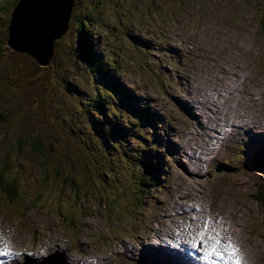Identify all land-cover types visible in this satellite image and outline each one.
Instances as JSON below:
<instances>
[{"label": "rangeland", "instance_id": "obj_1", "mask_svg": "<svg viewBox=\"0 0 264 264\" xmlns=\"http://www.w3.org/2000/svg\"><path fill=\"white\" fill-rule=\"evenodd\" d=\"M17 1L0 0V166L22 189L14 203L0 201L6 264L36 262L30 255L42 249V258L62 251L66 264L71 253L90 264H144L154 256L139 255L148 243L138 237L156 231L171 261L150 264H200L206 254L227 261L231 247V264H264L252 197L264 176V0H74L47 65L6 45ZM81 24L90 51L117 64L129 103L75 49ZM99 99L110 102L105 114ZM137 109L160 118L152 125ZM154 132L160 181L133 192L144 173L140 138L152 147ZM169 216L173 227L157 230Z\"/></svg>", "mask_w": 264, "mask_h": 264}, {"label": "trees", "instance_id": "obj_2", "mask_svg": "<svg viewBox=\"0 0 264 264\" xmlns=\"http://www.w3.org/2000/svg\"><path fill=\"white\" fill-rule=\"evenodd\" d=\"M78 42L75 47V49H79V52L84 59V62L90 67V69L96 73L99 74L103 80H107L105 85L110 90L111 94L115 96L116 100L119 102L120 99H123L126 103H129L130 101V92L127 91L126 87L123 86L120 80L117 78L116 74V67L117 64L109 57L104 56L103 54H96L92 50L90 51V47L92 46H86V42H88L87 38L84 34V26L83 24L80 25L78 29ZM150 45V44H147ZM111 50H108V52ZM110 104V102L104 101V99L96 100L94 105L95 108L101 111L102 114H105L106 107ZM129 109L132 110V106L129 104ZM135 113H137L141 118L145 119L152 125L153 122L150 121L151 119H159L160 116L157 115L155 112H152L147 109H137L134 110ZM113 123L110 122V125ZM119 125L115 127L112 125V127L119 132L121 131ZM139 145L142 146V154L143 158L141 160V163L143 165V175L138 178L136 181L137 183L134 186V191L136 190H144L146 187L153 184V182H159V172L161 171V164L160 162H154L152 160V152L154 150V147H158L160 144V141L158 139L157 133H153V143L152 147H147V140L146 138H140ZM33 150H35L37 153L43 156L44 150L42 148V145L39 140H35L32 143ZM147 147V148H144ZM156 156L163 161L160 158V154L155 153ZM257 160V159H256ZM255 166H259L260 162H257L253 160L252 162H249ZM131 188V187H130ZM253 201L257 203V205L260 207V213L262 217V221L264 224V176L261 179L260 184L258 187H256L252 193ZM22 198V189L18 182V179L15 177H11L7 174L5 170V166H0V201H2L4 204H12L18 199ZM37 201H41V198H38ZM130 204L134 208L136 206V199L134 197H131ZM75 213H71L69 216H66L64 213H60L62 219L64 221L67 220L68 217L73 216ZM73 221L72 218L69 219L68 222Z\"/></svg>", "mask_w": 264, "mask_h": 264}, {"label": "water", "instance_id": "obj_3", "mask_svg": "<svg viewBox=\"0 0 264 264\" xmlns=\"http://www.w3.org/2000/svg\"><path fill=\"white\" fill-rule=\"evenodd\" d=\"M73 3L74 0H57L56 4L50 0H18L8 22L6 45L13 51L27 52L40 65L53 63L54 41L67 31ZM51 256L54 264H66L64 254Z\"/></svg>", "mask_w": 264, "mask_h": 264}, {"label": "bare ground", "instance_id": "obj_4", "mask_svg": "<svg viewBox=\"0 0 264 264\" xmlns=\"http://www.w3.org/2000/svg\"><path fill=\"white\" fill-rule=\"evenodd\" d=\"M53 4H56L57 3V0H50ZM33 58V57H32ZM208 101H210L212 104H211V106H213V104H214V101L213 100H210L209 98L207 99ZM188 105V107H189V109L191 110V112H193V113H195V114H201V111H200V109L199 108H195V105H193V104H191V103H188L187 104ZM211 106H209L208 108L206 107V100L204 101V107H205V109H210V107ZM203 127V126H202ZM204 128H205V126H204ZM203 130V129H202ZM221 138H224V137H221ZM216 143H218V141L216 142ZM216 145V148L218 147V145L217 144H215ZM216 169H218V167L216 168ZM168 221H170L171 222V224H172V221H171V218H170V216L168 217V219L166 220V222L165 223H163V225L161 226L160 224H159V226H158V228H157V230H161V231H163L164 230V228H165V225L167 224V222ZM170 222H169V224H170ZM146 225V224H145ZM146 227H147V225H146ZM171 227H173V224H172V226ZM173 233H174V228H173ZM139 239H143V240H145L147 243H148V245H147V247L146 248H144V249H142L141 251L140 250H138V248H136V250H137V252L139 253V255L140 256H147V251H149V252H151V254H152V256H154L153 258L151 257V256H148V258H150V259H148V258H145V257H143V261H144V264H150V263H155L156 261H155V258L156 257H161L165 262H170L171 261V259H169L170 258V251H169V248L168 249H166L165 247L167 246V244L164 246L163 244H159V242L161 241V240H164L163 238H162V234L161 233H159V231H156V233L155 234H153L152 235V237L151 236H146V237H143V236H139L138 237V240ZM150 240H154V241H156L155 242V247H154V249H152V248H150ZM165 241V240H164ZM202 242V244H204L205 245V241H201ZM174 245H175V233H174V238H173V241H172V258H174V249H175V247H174ZM176 246V245H175ZM218 246H212V248H217ZM233 250H235L234 248H231V250L229 251V252H227L228 253V256H229V259L226 261V263L227 262H230V261H232L233 260V258H232V254H234V252H233ZM48 252V250H46V249H42L41 251H39L38 253H36V254H33V255H30V256H32L35 260H33L32 259V261H38V260H45L46 261V264H54L53 263V257L51 256V254L49 253V254H47L46 256H44L43 258H42V256L44 255V254H46ZM233 252V253H232ZM53 253L54 254H59V255H61V254H64L62 251H58V250H55V251H53ZM65 253H71V251L69 250V251H65ZM197 254H199V251L197 252ZM138 255V254H137ZM67 256V260H68V262H70L71 264H86L84 261H82L83 259H87V264H90L91 262L89 261V259L88 258H84V257H81V258H78L77 256H74L72 253L71 254H67L66 255ZM70 257L73 259V261H70ZM132 258V257H131ZM226 258V257H225ZM31 259V258H30ZM97 262H102V263H107V264H110L108 261H105V260H102V259H99V258H97V260H96ZM174 263V262H173ZM209 263H212V264H215L213 261H209L208 262V264ZM157 264V263H156Z\"/></svg>", "mask_w": 264, "mask_h": 264}, {"label": "snow or ice", "instance_id": "obj_5", "mask_svg": "<svg viewBox=\"0 0 264 264\" xmlns=\"http://www.w3.org/2000/svg\"><path fill=\"white\" fill-rule=\"evenodd\" d=\"M0 254H2V253H0ZM237 264H238V262H237Z\"/></svg>", "mask_w": 264, "mask_h": 264}]
</instances>
